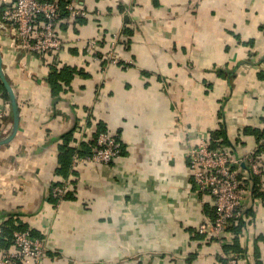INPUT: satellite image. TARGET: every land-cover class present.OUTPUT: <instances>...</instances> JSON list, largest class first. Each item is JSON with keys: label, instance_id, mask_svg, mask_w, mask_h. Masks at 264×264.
Masks as SVG:
<instances>
[{"label": "crops", "instance_id": "0c3cea01", "mask_svg": "<svg viewBox=\"0 0 264 264\" xmlns=\"http://www.w3.org/2000/svg\"><path fill=\"white\" fill-rule=\"evenodd\" d=\"M68 1L88 14L64 15L59 53H28L0 27L20 108L16 136L0 144V211L44 238L41 264H229L217 259V239L199 232L216 207L199 191L188 152L209 133L216 146L264 156V0ZM89 37L103 39L102 52L119 37L132 64L95 59L82 48ZM12 125L0 87V139ZM103 129L121 156L83 160L77 152L91 151ZM67 144L75 154L63 174ZM54 180L71 187L59 205ZM251 188L228 247L264 264V174ZM8 219L0 217V248L13 249Z\"/></svg>", "mask_w": 264, "mask_h": 264}, {"label": "built area", "instance_id": "2783aa9c", "mask_svg": "<svg viewBox=\"0 0 264 264\" xmlns=\"http://www.w3.org/2000/svg\"><path fill=\"white\" fill-rule=\"evenodd\" d=\"M3 4L0 27L14 44L33 55L47 57L59 53L65 46L59 26L63 21V10L56 0H0ZM65 12L72 18L87 16L88 10L73 1L65 5ZM3 26V27H2ZM119 37L115 38L109 51L102 52L104 41L100 37H89L82 48L95 59H105L109 64L131 65L132 60L118 53ZM122 144L109 131H101L93 145L91 154L83 160L108 164L121 156ZM189 164L194 180L201 193L215 204L214 217L204 221L199 232L216 238L219 243L217 259L229 264H250L245 251L227 247L238 235L229 230L237 219L245 217L247 201L251 196L253 179L264 174V156L258 148L237 154L233 147L214 146L209 133L202 134L192 143L188 152ZM79 157L75 160L78 162ZM76 161L74 164H76ZM68 182L54 180L51 194L59 205L70 191ZM207 199V198H206ZM14 248H0V264H41L47 251L42 236L28 229L16 230Z\"/></svg>", "mask_w": 264, "mask_h": 264}, {"label": "trees", "instance_id": "16d2710c", "mask_svg": "<svg viewBox=\"0 0 264 264\" xmlns=\"http://www.w3.org/2000/svg\"><path fill=\"white\" fill-rule=\"evenodd\" d=\"M59 2V4H60V6H61V8H62V10H63V13L64 14H68V13H66L65 12V5L68 3V2H70V1H68V0H59L58 1ZM218 71H219V73H223V71H222V69H218ZM52 75H53V73H52ZM56 76H57V73H54V76H53V78H52V81H54V79L56 78ZM55 77V78H54ZM55 83V82H54ZM0 87H2L3 88V90H4V93H5V96L8 98V92H7V90H6V88H5V86H4V84L2 83V82H0ZM101 131H107L106 129H103V130H101ZM101 131H99L97 134H96V138H97V136H98V134L101 132ZM65 137V139H69L70 137H71V133H69V134H67V135H65L64 136ZM96 138H95V141H96ZM214 146H216V144H214V143H212ZM66 147L67 148H64V154L62 155V157H61V171H62V173L63 174H66L67 172H68V170H69V166H70V163H71V161H72V157H73V154H75V151H74V149H72V148H70L69 147V145L67 144L66 145ZM92 150V149H91ZM77 154H79V155H83V156H86V155H89V154H91V151H89V152H86V151H84V152H80V151H78L77 152ZM256 177H259V176H256ZM255 177V178H256ZM67 197V196H66ZM56 201H57V199H56ZM14 214H16V213H8V212H5V211H0V217H2V216H7L9 219L7 220V222L6 223H4V225H3V227H4V235L6 236H4V238H6V240H11V242L13 243L14 241H13V239H14V233H15V231L16 230H20V229H27V228H24V226L23 225H18L17 227H16V225H15V222L14 221H12L13 219V216L12 215H14ZM12 219V220H11ZM15 229V230H14ZM28 230H30V229H28ZM229 230H233L232 229V225H230L229 226ZM34 235H38V234H36L35 232H33L32 230H30ZM231 245V244H230ZM229 245V246H230ZM228 247V246H227ZM231 248V247H230ZM233 250H235L234 248H233ZM239 251H241V250H239Z\"/></svg>", "mask_w": 264, "mask_h": 264}, {"label": "water", "instance_id": "95a60500", "mask_svg": "<svg viewBox=\"0 0 264 264\" xmlns=\"http://www.w3.org/2000/svg\"><path fill=\"white\" fill-rule=\"evenodd\" d=\"M0 79L8 92V95H9V98L12 104V109H13L12 128L7 136L0 139V144H4V143L11 141L18 132L19 123H20V108L18 104L16 91L14 87L12 86L10 80L8 79L5 69L3 67V57H2L1 50H0Z\"/></svg>", "mask_w": 264, "mask_h": 264}]
</instances>
